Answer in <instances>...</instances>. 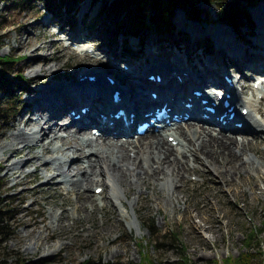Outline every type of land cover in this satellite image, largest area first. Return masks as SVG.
<instances>
[{
    "label": "rangeland",
    "instance_id": "374dc122",
    "mask_svg": "<svg viewBox=\"0 0 264 264\" xmlns=\"http://www.w3.org/2000/svg\"><path fill=\"white\" fill-rule=\"evenodd\" d=\"M100 5V1L93 4V0H83L74 13L67 14L70 16L67 18L66 14H59L58 12L56 16L53 11L57 10L52 11L44 7L42 3L28 8H16L10 3V0H0V54L14 57L10 63L11 73H22L25 77L34 80V84L29 87L32 88L29 89L30 95L27 96L28 93H23L19 99V104L23 107L7 120L0 121V144L2 142L3 145L5 142L3 136L10 135L19 129L24 131L29 129L22 123V119L25 117V108L29 109L25 100L28 99L29 101L32 95L36 96L40 90L48 89L50 85L55 83L51 82L52 79L62 81L66 79L68 81L73 74L75 75L78 67L95 68L100 71L99 66L94 62L85 63L84 60H88V58L80 55L79 50L70 44L72 40L67 39L79 24L82 29L80 42L85 46H90L89 50H93L91 55L106 61V63H102L105 69L110 67L121 70L123 63H125L128 69L137 71L138 69L131 68V65H135V63L127 60L125 62L113 60L114 56L120 55L119 50L122 51L124 45H131L142 49V52L149 49L159 60H168L175 55L181 60L184 58L183 54L186 53L187 55L188 53L191 56V64L197 67L191 69L193 70L192 73L194 77H198L200 71L196 73L198 71L196 62L198 64L202 62L201 58L205 55L204 53L214 54V47L217 44L211 41V47L207 46L208 50L206 49L202 54L194 52L192 49L194 45L196 43L202 45V42H206L209 37L217 38V31L220 27L231 31L232 37L235 36L237 43L243 44L245 43L243 41H249L251 44L260 25L258 11L261 9L264 11V0H259L254 6L248 7L252 28L249 25V27L243 25L240 32L237 33L228 25L213 23L216 17V7L211 3L203 2L199 6L206 10L207 16H204L200 21L188 20L182 10L177 9L173 18L175 28L163 37L148 30L136 37L129 34L125 37L119 35L113 40L109 37L110 30L102 27L101 24H94ZM46 17H50L47 24L49 26H44ZM55 19L62 21V26H60V22L55 24L53 21ZM245 23L247 24V21ZM62 28H65L66 31L61 32ZM192 28H197L196 30L201 32L196 35L199 38L195 40L192 39L194 36ZM48 29L51 33L44 34L49 33ZM15 37L18 42L22 43H25V38L28 37L27 47L29 49H17L18 42L15 41ZM51 42H54L55 45L53 43L50 45ZM177 42L180 45L178 47L173 45H176ZM39 44L42 45V49L34 51V54L49 55L51 52L55 58H59L62 62L60 67H56V75L46 77L45 80L41 74L32 76L30 69L26 67L31 55L30 51ZM156 47L161 51L166 50V55L155 50ZM251 47L254 46L248 45V48ZM153 54L150 56L151 58ZM219 55L221 57V54ZM222 59L226 60L227 56ZM44 64L50 66L54 64V61ZM34 65L37 68L40 63L37 62ZM105 69L104 72L107 71ZM249 69L250 67L246 66L238 67L230 75L232 78L241 77V83L246 82L250 87L258 74ZM125 71L123 73L128 74L127 71L129 70ZM130 75L132 76V74ZM250 75L253 77L250 78ZM73 81L74 78L72 77ZM44 86L45 88H43ZM241 96L244 99L252 98L257 101L262 113L260 114L255 110L252 113L264 124V95L263 98L259 99L256 91L253 92V89L246 88L245 91L241 92ZM15 122L16 124H13ZM190 122L198 123L195 120H190ZM11 124L13 125L11 126ZM200 124H203L209 132L217 133L218 131V128L213 124L204 122ZM220 133L226 136H237L236 138L246 136L249 140L253 139L250 134L235 130L232 127L230 130L224 129ZM259 137H254L256 139L252 141L254 149L245 151L246 168L239 161L232 162L236 167L240 166V171L237 174L230 171L228 174L222 175V178L215 173L214 169L198 164V162L193 161L192 157H189L191 165L193 164L194 167L184 174L179 185L180 191H177L178 199L160 188L157 180L160 181L162 175H156L155 181L150 179L146 184L138 185L134 184L131 177H127L128 182H133L132 189L127 193L128 199L123 201L127 213L123 214L109 203L106 205L107 202L103 199H97L96 210L90 215H87L88 211L82 210L80 212L82 218L78 221L73 218L76 216L73 208L79 202L76 194L67 193L65 189L56 193L49 187V184L40 186L43 182L42 175L44 172H48L42 166L20 162L17 166V172L5 174L6 163L0 160L2 165L0 167L1 189L7 192L6 200L10 205L7 234L6 236L0 235V260L7 263L25 260L26 262L41 264H79L84 259H91L97 264H124L129 261L136 262L141 254H146L152 257L156 264H176L177 252L172 245L165 244L161 250L150 248L149 245L153 236L152 230L162 232L165 229L175 234L178 242L184 247L191 264H216L215 261L222 264V259L226 256H236L244 250L243 243L250 228L260 226L264 218V157L262 155L264 154V136ZM52 146V144L49 145L48 152L51 151ZM39 148L36 147L29 152L51 159L49 172L56 171L59 173L54 168L58 161L53 160L50 155L42 154ZM10 151V149H0V157L10 155ZM27 152L26 150L23 151V153L13 157L11 161L24 160ZM199 158L200 156L196 161ZM216 164L223 172L227 168L225 167L227 162H224L221 156L216 157ZM63 167L65 168V166ZM21 170L28 172L22 179L25 184L20 183L11 186ZM63 176L64 173L61 175L59 173L55 180H59ZM37 187L39 189L35 190ZM102 188L104 189L99 194L105 195L109 192L104 186ZM24 190H26L25 196L22 197L20 194ZM89 193L93 194L94 192L89 190ZM133 198H135L134 209L137 226L130 223L134 215L128 201ZM50 210L65 211L66 216L61 218L59 226L56 221L51 223ZM148 218L153 219L152 229H146L143 225L144 220ZM40 219L44 221H40ZM116 219L118 220L117 223ZM44 225L50 227H46L45 231ZM103 226L111 227L110 231L105 233L102 230ZM112 239H115L114 242ZM256 244L259 248H253L252 252L264 251V233L256 237ZM2 253L3 256H1ZM262 257H264L263 254L259 255L258 258L262 259Z\"/></svg>",
    "mask_w": 264,
    "mask_h": 264
},
{
    "label": "bare ground",
    "instance_id": "6f19581e",
    "mask_svg": "<svg viewBox=\"0 0 264 264\" xmlns=\"http://www.w3.org/2000/svg\"><path fill=\"white\" fill-rule=\"evenodd\" d=\"M258 12L260 14L258 19L260 25L257 34L254 36L253 43L250 45L254 47L248 48V45L245 43H237L235 41V36L233 35L234 38L232 37L231 31L224 27L218 28V36L217 38L215 37L217 45L214 47V54L204 53L205 55L201 58L202 62L200 64L196 62L198 66V71L196 73L200 71L198 77H194L192 73L193 70L191 69H196L197 67L191 64V56L188 53L187 55L184 53V58L181 60L176 58V55L168 60L161 61L153 58L151 65L153 69L151 70L149 67H146L148 59L153 54L149 49L145 52H141L140 56H143L133 62L135 65H131L133 69H138L137 71H131L130 69L127 72L128 74H125L118 69L110 67L105 69L102 63H106V61L91 55L93 50H89L90 46H85L81 44L82 42H79L81 37L80 33L82 32L79 24L67 39H71L74 43L78 44L80 55L88 58V60H84L83 58L85 63L94 62L99 66L100 71H97L95 68L78 67L75 75L73 74L68 81H66V79L63 81L60 79H52L51 82L55 83L50 85L48 89L44 91L40 90L36 96L32 95L29 101L28 99L25 100L27 101L25 104L29 109L25 108V117H23L22 123L29 127V129L25 131L19 129L16 132H12L10 135L3 136L5 142L3 145L2 142L0 144L1 150H11L10 155L3 156V158L0 157V160L6 163L5 174L17 172V166L20 162L34 164L39 167L42 166V168L48 172H44L42 175L43 182L40 186H47L49 184V187L56 193L65 189L67 193L72 192L76 194L79 202H77V205L73 208V212L76 215L73 216V218L77 221L82 218L80 213L82 210L88 211L87 215H90V213L96 210L95 204L97 205V199H103L107 202L106 205L109 203L123 214L127 213L123 201L128 199L127 193L132 189L133 183L131 181L128 182L126 179L127 177H131L132 181L134 180V184L138 185L146 184L150 179L155 181V179H157L156 175H162L160 181L157 180L160 188L166 190L167 194L173 196L175 199H178L179 196L177 191H180L181 187H179V185L183 180L184 174L194 167L193 164L191 165L189 157H192L193 161L198 162V164L214 169L215 173L220 177L224 174H228L230 171L237 174L238 171H240V166L236 167L232 162L239 161L244 167L246 165L245 151L247 149H254V144L252 142L254 137L264 136L263 122L252 113L254 110L258 113H262V109L258 106L256 100L252 98L244 99L241 96L242 90H235V95L231 102L236 103L234 104L235 106L241 105V108H248V113L244 116L235 108L231 111H227V107L219 109V114L212 115L208 113V117L204 118L196 112H193V118L195 121H199L198 123L188 122L186 120L181 123H175L171 127L165 130L161 129L157 132L153 131V129H149L143 135H137L135 138V131L132 125H128L126 129H119L121 124L120 118L107 119L102 124L100 122L101 130H98V135H93L91 133L90 126L81 124L82 120L77 121L78 123L74 127L65 125V123L71 122L72 118H70L67 111L59 110V108L67 103L69 99L75 98L74 101H78L82 106L88 107L85 118L94 120L91 115L97 111V106L99 104L98 100L101 99L103 105H108V102L104 95L100 93H97V96L90 94L87 88L102 87L103 85L106 88H111V91L118 90L121 99H123V103L126 104V98L131 97L134 106L145 100L158 103L162 100V97L167 94V88L178 91L185 87L188 91L187 95L191 98V102H193L194 108L201 109V112H204V105L200 104L199 101L200 97L196 98L194 94H191L194 89L206 88L207 83H211L212 86L214 84H224L222 74L227 73L230 77L232 71L242 66H252L256 71L264 73V11L261 9V11ZM49 20L50 17L45 18L44 26H49L47 25ZM62 29L61 32L66 31L65 28ZM196 29L197 28L193 29V40L199 38L196 37V35L201 33ZM44 30L46 31V29ZM48 31L49 33H43L50 34L51 31L49 29ZM15 41L18 42L16 37ZM52 43L55 45L54 42L49 44L52 45ZM27 44L28 37L25 38V43L18 42L16 48L22 50L29 49ZM38 49H42V45L39 44L30 51L31 55L28 58L26 67L30 69L32 76L41 74L44 80L46 77L55 76L56 67L62 65L61 60L55 58L51 52L49 55H44L43 53L34 54V51ZM155 50H158V47H156ZM158 51L166 55V50L161 51L159 49ZM196 52L200 54L203 53L202 50ZM219 54H221V57ZM225 56H227V59L223 60L222 58H225ZM116 59L118 61H126L120 59L119 56L116 57ZM36 61L40 63L37 68H35L34 65L37 63ZM51 61H54V64L50 66L44 64L50 63ZM155 63L158 68H155L153 65ZM104 69L107 70V73L112 72L113 79L115 80L112 86L104 82ZM64 72L66 73V70H64ZM149 72L159 73L161 75V82L148 79L146 74H150ZM136 73L138 74L135 76ZM87 75H95L97 82L88 83L86 78H82V80L79 79V77ZM177 75L180 77L179 79ZM72 77L74 78L73 82ZM136 77H139L142 82L141 90L139 91L137 89L139 83L137 84ZM29 80L34 81L30 78ZM241 80L242 78L238 77L237 81ZM59 81L61 83H58ZM243 84L248 88L254 89L253 92L256 91V95L259 93H263L264 95L263 81L260 82L259 89L253 88V86L249 87L246 82ZM43 88H45V86ZM147 88L157 92V100H153L148 96V93L145 92ZM29 89L32 88H27V90ZM103 94H105L104 90ZM29 95L30 93H28L27 96ZM202 97L207 98V96L204 95ZM214 97V95H210L208 99ZM218 103L221 102L218 101ZM76 105L77 104H74L73 107H76ZM184 110L186 109L181 106L180 112ZM133 112L135 113V111ZM230 112H233L231 120L222 122L223 119L225 120L228 118ZM216 115H223L222 120L216 119ZM110 121L111 124H108ZM235 121H240L241 125L238 126L234 124ZM202 122H210L215 125L218 128L217 133H213V131L209 132L203 124H200ZM13 124H16V122ZM13 124H11V126ZM229 126L235 130L250 134L253 139L249 140L246 136L236 138L237 136L222 135L220 132L224 129L230 130ZM168 136H174V139H176L178 143L173 144L172 141L168 139ZM51 144L53 146L51 147V151L48 152V147ZM65 146L67 147L65 148ZM36 147H40L39 149L42 154L50 155L53 160L58 161L57 166L54 168L59 171L60 175L64 173L61 179L55 180L59 174L58 172L54 170H52L54 172H49L51 159L43 158L38 154L29 152ZM25 150L28 152L25 154L24 160L11 161L13 157L23 153ZM262 155L264 157V154ZM198 156H200V158L196 161ZM217 156H221V159L227 162L225 166L227 168H225L224 172L221 171L218 168V164H216ZM144 164L146 165L144 166ZM63 166H65V168ZM67 166L68 168L66 169ZM0 167H2L1 164ZM27 173L28 172L21 170L11 186L20 183L25 184L22 179ZM103 186L109 190L107 194L101 195L94 192L96 187ZM38 189L39 187L35 188V190ZM89 190H92L94 193H89ZM25 192L26 190L20 195L24 197ZM128 205L134 215L130 223L137 226L134 209L135 198L128 201ZM49 216L52 218L51 223L56 221L59 226L61 218L66 216V213L65 211L57 212L50 210ZM40 221L44 220L40 219ZM117 222L118 220L116 219V223ZM44 226L45 228L43 229L45 231L50 227L49 225ZM110 229L111 227L109 226L102 227L105 233H108ZM114 240L115 239H112V242H114Z\"/></svg>",
    "mask_w": 264,
    "mask_h": 264
},
{
    "label": "trees",
    "instance_id": "16d2710c",
    "mask_svg": "<svg viewBox=\"0 0 264 264\" xmlns=\"http://www.w3.org/2000/svg\"><path fill=\"white\" fill-rule=\"evenodd\" d=\"M83 0H10L16 8H28L42 3L48 9L57 10L55 12L66 15L75 12ZM101 2L99 7L96 25H102L110 30L109 37L114 40L117 35L132 34L139 36L144 31H154L158 36L163 37L175 28L173 21L175 11L182 10L188 20L200 21L207 16L205 9L199 5L203 2L211 3L216 7V17L213 23L230 26L237 33L243 25H252V20L248 12V7L254 6L259 0H93V4ZM67 15V18L70 16ZM247 21V24L245 23ZM248 26V27H249ZM250 28H252L250 26ZM176 35V34H175ZM186 37V36H185ZM203 45L210 46V41H203ZM128 49L127 45L124 46ZM14 57L0 54V121L7 120L23 106L19 104V99L23 94V89L28 88L34 82H28L22 73H11L10 63ZM0 179V235L6 236L10 218V205L6 200L7 192L1 189ZM5 221V224L3 222ZM146 229H152L153 219H145L143 223ZM264 233V218L260 226L250 228L243 243L244 250L236 256H226L222 259V264H262V259L258 258L264 251L252 252L253 248L258 249L256 237ZM152 239L149 242L150 248L161 250L165 244L172 245L177 252L176 264H191L184 247L178 242L175 234L169 230L162 232L152 230ZM143 244L142 242H140ZM144 246V245H143ZM143 253V252H142ZM3 256V253L2 255ZM216 264H218L215 261ZM0 264H41L38 262H26L18 260L7 263L0 260ZM79 264H97L91 259H84ZM121 264V263H115ZM124 264H156L155 260L141 254L136 262H125Z\"/></svg>",
    "mask_w": 264,
    "mask_h": 264
}]
</instances>
